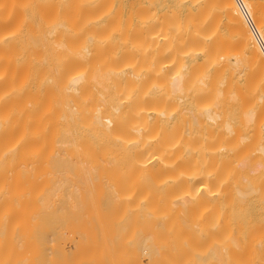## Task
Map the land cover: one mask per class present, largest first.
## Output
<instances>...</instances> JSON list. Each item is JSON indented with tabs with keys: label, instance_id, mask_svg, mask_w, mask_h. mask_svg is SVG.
<instances>
[{
	"label": "bare ground",
	"instance_id": "1",
	"mask_svg": "<svg viewBox=\"0 0 264 264\" xmlns=\"http://www.w3.org/2000/svg\"><path fill=\"white\" fill-rule=\"evenodd\" d=\"M231 1L241 46L222 45L235 28L213 34L223 13L190 9L198 37L180 29L186 50L167 49L166 34L142 65L8 42L17 21L0 3V264H264V55ZM250 1L264 40V0Z\"/></svg>",
	"mask_w": 264,
	"mask_h": 264
},
{
	"label": "rangeland",
	"instance_id": "2",
	"mask_svg": "<svg viewBox=\"0 0 264 264\" xmlns=\"http://www.w3.org/2000/svg\"><path fill=\"white\" fill-rule=\"evenodd\" d=\"M25 1V2H24ZM197 1V2H196ZM196 1H193V0H185L184 1V3H181L182 1L181 0H179L178 2H177V0H0V3L2 2V4H5V2H6V4L8 5V8H9V10H8V18L11 20L12 19V21L14 20V22H16L15 23V26H14V30H16L17 28V30L16 31H11V30H13L12 28H10V27H8V30H9V35H8V42H10V41H12L13 40V38L14 39H16V40H14V41H16V42H20L21 40H23L24 41V38H26L27 36H33L34 38H35V40L37 41V46H35V47H33V48H37L38 50H40V51H43V52H49L50 54H49V58H53L52 57V52H54L55 51V49L54 48H56V50L57 49H59L58 47H55L54 45V42H62V43H64L65 44V47L64 48H61V49H63V50H61L62 51V53L60 52H58V50H57V52L59 53H54L55 54V56H54V59H66V61H68V60H71L72 59V56H74L73 54H72V52H85V51H87V52H89V55L87 54V58H89V59H91V60H95V61H110V62H115V63H126L127 61V63H135V62H137L136 60L138 59V62H137V64H140V65H142V62H144L145 61V56H146V54H147V52H149L148 54H150L151 52V50H153V49H156V47L154 48H152L151 46H154V45H163L164 46V44H162L161 42H163L164 41V38H165V36H166V34H167V36H169L170 34V36L169 37H173V38H171V40L170 41H167V40H165L164 42L166 43V45H167V42H170V44H169V47L167 48V49H170V48H174L173 47V44L175 43V44H179V46L181 47H179L180 49H183L182 47L185 45V44H187V43H189L188 41L186 42V40H184L186 43L184 44V42L183 41H181V43L183 42V46H181V44L179 43L180 41V39H179V36H177L176 35V33L178 32H181L180 31V29L183 31L184 30V33H185V31H186V34L188 33L189 35H190V37L192 36L191 34H195L196 36H197V34L199 35V31L198 32H191L192 30H193V28L195 27V26H193L192 25V21H190V22H192V23H189V25H188V27L186 28L185 27V24H184V22H186V21H189L188 19H190V20H193V18L195 19L196 17H197V15H196V17H195V15H193V14H191L192 12L195 14L196 12H198V11H196V8H198L199 9V3L200 2H202V3H204L203 1L204 0H196ZM216 1V2H215ZM213 0V1H210V3L212 4L213 3V5H212V8L211 9H209L210 8V6L211 5H209V3H208V5L209 6H207V8L205 7V6H203V4H201V9H199V12H204L205 13V11H207L206 12V14L209 12V10H210V12L207 14V15H205L204 17V19H206L207 20V17L209 18L210 16H212L213 14H211L212 12H213V10H215L216 12L217 11H219V13L220 14H222L221 16L222 17H220V14H219V17L221 18L218 22H217V18L218 17H216V22H215V24L216 23H218V26L215 28V26H213L214 25V23L213 22H210V23H213V29H212V31L214 30V33L213 34H216V32H218V33H220V34H222V36H221V38L223 39H228L227 38V34H228V30L231 28V29H233V28H235L236 29V22H239V21H241V19H240V17H239V15H237V12L235 13V11L236 10H234L233 9V3H234V1L232 2L231 0H230V2H229V0H227L228 1V3H227V1H223V0H219V2L221 1L222 3L224 2V3H226V4H224V5H219L218 4V0ZM242 2H243V4L245 5H247L248 3L247 2H249L250 0H241ZM4 2V3H3ZM162 2H164V4H162ZM191 2V3H190ZM215 2V3H214ZM251 2V1H250ZM36 3V4H35ZM39 3V4H38ZM52 3V4H51ZM71 4V5H70ZM166 4V5H165ZM197 4V5H196ZM215 4V5H214ZM218 4V5H217ZM37 5H38V7H37ZM70 5V6H69ZM161 5H163V6H161ZM194 5H195V8H194ZM206 5V4H205ZM34 6V7H33ZM96 6V7H95ZM99 6V7H98ZM142 6V7H141ZM150 6H153V8L152 7H150V10H149V7ZM217 6V7H216ZM228 6V7H227ZM137 7H139L138 9H137ZM159 7H160V9H159ZM180 7H181V12H180ZM205 7V9H203ZM220 7V8H219ZM231 7V8H230ZM42 8V9H41ZM100 8V9H99ZM151 8H152V10H151ZM166 8H168V10L166 9ZM31 11H30V10ZM95 11H94V10ZM147 9V10H146ZM191 9V10H190ZM221 9V10H220ZM229 9V10H228ZM231 9V10H230ZM35 10V11H34ZM84 10V11H83ZM101 10V11H100ZM138 10H140V11H138ZM165 10H166V13L165 14H162V13H164L165 12ZM170 10V12H174V13H179L180 15L178 16L179 18H177L176 17V14H173V13H171V14H173V15H175V16H173V17H175V18H173V17H171L170 16V12H168ZM179 10V11H178ZM187 10H190L189 12H191L190 14L192 15H189V13L187 12ZM34 11V12H33ZM91 11V12H90ZM98 11H100L99 13H97ZM227 12V14L226 13H224V12ZM231 11H233V12H231ZM30 12H31V14H30ZM147 12V13H146ZM150 12H152L151 14H150ZM155 12V13H154ZM19 13V14H18ZM50 13V14H49ZM91 13V14H90ZM101 13V14H100ZM140 13H143V15H141V16H143L142 18H144L145 17V15H146V18H144V19H146L145 21H144V19H142L139 15H140ZM168 13V14H167ZM187 13V14H186ZM233 13V15L232 16H236V18H237V20L235 21V19H233V18H229V15L228 14H232ZM81 14H82V16H81ZM85 14V15H84ZM96 14V15H95ZM98 14V15H97ZM114 14V15H113ZM116 14H117V16H116ZM155 14V15H154ZM198 14V13H197ZM200 14V13H199ZM215 14V13H214ZM19 15H21V16H19ZM24 17H23V16ZM66 15V16H65ZM136 15H138L137 17H136ZM151 15V19L149 18V16ZM160 16V19H162L161 17H163V18H165V17H168V15L170 16V18L171 19H174L173 21L175 22L176 21V19L177 20H179V19H181L180 20V22L179 21H176V22H179V25H180V23H181V25L180 26H182V25H184V27H183V29L182 28H179V29H177L176 28V30L175 29H173L174 28V26L173 25H175V23H173V22H170L171 20H170V18H168L169 19V24H170V26L171 27H173V28H168L169 27V25L167 24L166 25V23L164 24V23H162V24H164V25H166V27H164L165 28V32H159V30L161 31V28H160V26H159V24H161V22H164L163 21V19H162V21H160V19L159 18H157V16ZM186 15V17H184ZM80 16L83 18H81V19H79L80 18ZM201 16V15H200ZM217 16V15H216ZM226 16H228V18H226ZM238 16V17H237ZM31 17V18H30ZM140 17V18H139ZM215 17V16H214ZM26 18V19H25ZM153 18V19H152ZM184 18V19H183ZM192 18V19H191ZM239 18V19H238ZM20 19V20H19ZM22 19V20H21ZM140 19H142V20H140ZM155 19H158V22H159V24H158V22L156 23V24H158V26H159V28L157 29V31H158V33L157 32H155V33H157L158 34V36H159V38H158V40H157V35L155 34V33H153V34H151V32L152 31H150V29H148L149 27L148 26H150V24H151V22H152V24H154V25H152V27L151 28H153V26H157L155 23H154V21L156 22L157 20H155ZM185 19H187V20H185ZM197 19H199V18H197ZM204 19H203V23H205L206 22V20L204 21ZM230 19H232V20H230ZM51 20V21H50ZM116 20V21H115ZM138 20H140V21H138ZM165 20V19H164ZM19 21H21V22H19ZM37 21V22H36ZM39 21V22H38ZM78 21H81V22H78ZM127 21V22H126ZM182 21V22H181ZM42 22V23H41ZM108 22H110L109 24H107ZM140 22V23H139ZM147 22V23H146ZM201 22V21H200ZM199 22V23H200ZM208 22V21H207ZM226 23L227 24V22H229V23H233V25L235 24V27H232L233 25H230L231 27H227V25H226V27H225V24H223V23ZM71 23V24H70ZM112 23V24H111ZM125 23L128 25H125ZM171 23H173V24H171ZM209 22L208 23H205V29H202L203 27L200 25V27L198 28V29H201V32H202V30H204V33L207 35V31L208 30H206L207 28L206 27H208L209 26V24H210ZM229 23H228V26H229ZM23 25V26H21V25ZM32 24V25H31ZM66 24H69V25H66ZM76 24V25H75ZM148 24V25H147ZM161 24V25H162ZM188 24V23H187ZM194 24H196V22L194 23ZM239 24H240V22H239ZM28 25V27H26ZM72 25H74V27L72 26ZM103 25V26H102ZM125 25V26H124ZM140 25V26H139ZM179 25H178V27H179ZM204 25V24H203ZM223 25V26H222ZM241 25H242V21H241ZM30 26V27H29ZM32 26V27H31ZM102 26V27H101ZM147 26V27H146ZM175 26H177V24L175 25ZM193 26V28L191 29V31L190 32H188L189 30H190V28ZM221 26V27H220ZM35 29H34V28ZM39 27H41V29L39 28ZM75 27H77V28H75ZM139 27H141L142 28V30L143 31H141V28H140V30H139ZM197 27V26H196ZM220 28V32L217 30L216 31V29L217 28ZM240 27V28H239ZM20 28V29H19ZM67 28V29H66ZM74 28V29H73ZM146 28V29H145ZM163 28V27H162ZM212 28V27H211ZM218 28V29H219ZM242 27L240 26V25H238V23H237V29H236V31L235 30H233V32H232V34H230L231 32L229 31V34L230 35H232V36H230V35H228V36H230L231 37V40H232V42L229 40H227L228 42H230V43H227V42H225V40H223L224 42H225V44H222V43H224L223 41H221L222 39L220 38H216L215 39V37H214V39L215 40H217V39H219V40H217L216 41V43L217 44H222V45H225L227 48H228V50H232V46L234 45V43L235 42H237V41H235L234 42V40H236V39H238V37H240V39H241V37L244 39V40H246L245 39V36H246V33L245 34H243V36H242V33H241V31L243 30V29H241ZM244 28V27H243ZM34 29V30H33ZM126 29V30H125ZM144 29L146 30L145 31V34H144ZM171 29V31H174L175 33H174V35H173V33H169L168 31ZM187 29V30H186ZM196 29V28H195ZM239 29H241V30H239ZM31 30V31H30ZM37 30H39V31H37ZM41 30H42V32H41ZM52 30V31H51ZM124 31V33L125 34H123V31ZM154 30V29H153ZM164 29H162V31H163ZM178 30V31H177ZM20 31V32H19ZM55 31V32H54ZM149 33H148V32ZM206 31V32H205ZM211 30H209L208 32H210ZM223 31V32H222ZM227 33H226V32ZM232 31V30H231ZM243 31H245V29L243 30ZM242 31V32H243ZM23 32V33H22ZM34 32V33H33ZM135 32V33H134ZM200 32V33H201ZM237 32V33H236ZM246 32V31H245ZM14 33H18L17 35L16 34H14ZM20 33H22V34H25V35H22V34H20ZM52 33V34H51ZM59 33V34H58ZM95 33V34H94ZM111 33V34H110ZM120 33H122L121 34V36H120ZM203 33V32H202ZM204 33H203V36H204ZM212 33H208V34H211V35H209V40L206 38V39H204V40H207L206 42H207V44H208V42L210 41L211 42V38H212ZM218 33H217V35H218ZM234 33H236L235 35H234ZM244 33V32H243ZM20 34V36H18ZM26 34H28V35H26ZM34 34V35H33ZM38 34V35H37ZM50 34V35H49ZM105 34V35H104ZM149 34H151V35H149ZM154 34H155V38L153 39V37H154ZM159 34H161V35H159ZM181 34V33H180ZM180 34H178V35H180ZM185 34V35H186ZM219 34V35H220ZM223 34H225L226 36H224ZM13 35V36H12ZM46 35V36H45ZM50 36V37H48V36ZM100 35V36H99ZM181 35H183V33L181 34ZM189 35H188V37H189ZM195 35H193L194 37H195ZM202 35V34H201ZM200 35V36H201ZM240 35V36H239ZM14 36H16V37H18V39L17 38H15ZM53 36V37H52ZM166 36V37H167ZM178 37V42H174V40L176 41V37ZM192 36V37H193ZM202 36V37H203ZM235 36V37H234ZM24 37V38H23ZM57 37V38H56ZM102 37V39H100ZM160 37H162V38H160ZM164 37V38H163ZM186 37V36H185ZM184 37V38H185ZM189 37V38H190ZM198 37V36H197ZM218 37V36H217ZM229 37V38H230ZM23 38V39H22ZM34 38H33V40H34ZM141 40H140V39ZM146 38V39H145ZM149 39V41H148V39ZM152 38V39H151ZM181 38V37H180ZM29 39V40H28ZM55 39V40H54ZM86 39V40H85ZM143 39V40H142ZM147 40V41H145V40ZM161 39H163V40H161ZM165 39H168V38H165ZM186 39H188V38H186ZM198 39H200V37L198 38ZM203 39V38H202ZM201 39V40H202ZM25 40H27V41H31V38L30 37H28L27 39H25ZM46 40V41H45ZM54 40V42H52ZM153 40V41H152ZM157 40V41H156ZM161 40V41H160ZM169 40V39H168ZM189 41H191L192 40V38H190V39H188ZM196 40H197V38H196ZM49 41V42H48ZM138 42V44H137V42ZM144 41V42H143ZM157 43V44H155V42ZM167 41V42H166ZM240 41H243L242 39L240 40ZM240 41H238V42H240ZM39 42V43H38ZM46 42H48V43H46ZM116 42V43H115ZM135 42V43H134ZM192 42V41H191ZM205 42V41H204ZM206 42L204 43V45L206 44ZM209 42V44H208V46H210V44H212V43H210ZM234 42V43H233ZM237 42V43H238ZM42 43V44H41ZM46 43V44H45ZM77 43V44H76ZM131 43V44H130ZM150 43V44H149ZM153 45H152V44ZM161 43V44H160ZM198 43H200L199 41H198ZM216 43L214 42L213 44H214V46L216 45ZM237 43H235V44H237ZM244 44L245 43V41L244 42H241V44ZM45 44V45H44ZM51 44V45H50ZM53 44V45H52ZM70 46H69V45ZM147 44V45H146ZM201 44H203V43H201ZM207 44H206V46H207ZM212 44V45H213ZM232 44V45H231ZM239 44V43H238ZM237 44V46L239 47V46H241L240 44L238 45ZM50 45V46H49ZM67 45V46H66ZM133 45V46H132ZM143 45V46H142ZM151 45V46H150ZM158 45V46H159ZM177 45H176V48H177ZM190 45V44H189ZM193 45H194V43H193ZM220 46V45H218V46H220V50H222L223 49V51H225V48H224V46ZM228 45V46H227ZM229 45H231L230 46V48H229ZM40 46H42V47H40ZM48 46V47H47ZM52 46H54V48L52 47ZM105 46V47H104ZM157 46V47H158ZM175 46V45H174ZM186 46H188V44L186 45ZM213 46V48H215ZM217 46V47H218ZM44 47V48H43ZM45 47H46V49H45ZM142 47V48H141ZM223 47V48H222ZM235 47H236V45H235ZM238 47H236V48H238ZM47 48H51V49H47ZM141 48V49H140ZM159 48V47H158ZM157 48V49H158ZM176 48L175 49H173V50H176ZM196 48V47H195ZM204 48H205V46H204ZM208 48H210V47H207V49ZM212 48V49H213ZM235 48V49H236ZM46 51H45V50ZM89 49V50H88ZM139 49V50H138ZM166 49V48H165ZM179 49V50H180ZM184 49L186 50V47L184 46ZM218 49V50H219ZM71 52V50H72V52H71V54L70 53H67V52H69V51ZM85 50V51H84ZM140 50L142 51V52H140ZM147 50V51H146ZM177 50H178V48H177ZM188 50V49H187ZM205 50H206V48H205ZM209 50V49H208ZM211 50V49H210ZM214 50V49H213ZM217 50V49H216ZM60 51V50H59ZM64 51V52H63ZM65 51H67V52H65ZM104 51V52H103ZM144 51H145V56H144V58L142 57L143 55H144ZM189 51H190V49H189ZM188 51V52H189ZM194 51H197V50H194ZM112 52V53H111ZM131 52V53H130ZM106 53V54H105ZM66 54V55H65ZM142 54V55H141ZM147 54V56H149ZM97 55H98V57H97ZM129 55V56H128ZM141 57H140V56ZM63 58H62V57ZM66 56V57H65ZM67 56H70V57H67ZM96 56V57H95ZM134 57V58H133ZM139 57V58H138ZM93 58V59H92ZM124 58V59H123ZM127 59V60H126ZM141 59H144L143 61L141 60ZM149 60V58L148 57H146V60ZM121 60V61H120ZM125 60V61H124ZM140 61H142L141 63H140ZM144 63H146V62H144ZM143 63V64H144Z\"/></svg>",
	"mask_w": 264,
	"mask_h": 264
},
{
	"label": "built area",
	"instance_id": "3",
	"mask_svg": "<svg viewBox=\"0 0 264 264\" xmlns=\"http://www.w3.org/2000/svg\"><path fill=\"white\" fill-rule=\"evenodd\" d=\"M237 1H238V4L240 6V9H241V12H242L244 18L246 19L249 27L251 28V30H252V32H253V34H254L257 42L259 43V46L261 48V51H262V53L264 55V40L262 39V37L260 36V34L258 33V31L256 30V28H255V26L253 24V21L251 19V16L249 15V13H248L245 5L243 4V2L241 0H237Z\"/></svg>",
	"mask_w": 264,
	"mask_h": 264
}]
</instances>
